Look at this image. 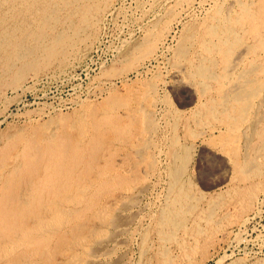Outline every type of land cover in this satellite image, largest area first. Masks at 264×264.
<instances>
[{
	"label": "rangeland",
	"instance_id": "rangeland-1",
	"mask_svg": "<svg viewBox=\"0 0 264 264\" xmlns=\"http://www.w3.org/2000/svg\"><path fill=\"white\" fill-rule=\"evenodd\" d=\"M245 1L252 3V8L259 5V0H103L102 8L91 15L92 22L84 39L75 37L65 53L48 58L35 50L39 59L36 68L30 64V56L12 61L13 69L0 79V164L6 163L7 177L14 163L19 165L25 161L18 154L31 146L35 134L55 133L60 138L64 134L72 135L74 142L83 133L85 146L89 147L84 152L93 147L104 149L107 130L112 138L118 136L114 127L119 126L115 117L122 112L120 102L128 100L129 105H136L146 98L144 95L160 97L157 109L161 125L152 136L147 135V141L127 151L119 148L118 143L112 144V148H117L113 166L118 169L126 162L123 172H129L130 182L113 195L100 198L99 189H102L94 180L93 188L85 192L86 201L95 196L99 198L91 214L104 202L116 209L119 196L124 198L125 212L131 219L123 224L127 226L124 229H128L123 240L116 235V226L102 225L99 220L89 221L90 215L83 213L73 225L61 228L58 236L71 237L81 224L88 223L86 246L100 264H264V134L257 136V131L252 129L255 107L251 109L250 120L242 127L244 130H239L243 157L246 149L250 156L248 172L243 173L247 178L241 172H234L236 158L229 153L225 139L229 132L222 138L216 137L219 134L193 136L214 120L196 115L195 111L203 109V103L210 104L213 97H219L216 95L218 81L211 76L202 78L198 67L209 65V74L225 72L222 55L209 49L217 41L209 30L214 23L211 16L220 6L234 12L239 3ZM53 30V34L58 33ZM250 43L251 40H246L245 45ZM34 45L36 43L30 40L29 48L23 51L34 49ZM20 67L25 69V74L16 79ZM3 69L1 59L0 70ZM182 76L186 81L180 86ZM234 84L231 82L229 89L235 88ZM258 96L264 98V94L256 95L253 103H258ZM176 110H180L182 119L174 116ZM195 118H199V122ZM176 121L180 134H186L183 141L189 149L186 152L189 156L177 162L168 155ZM104 164L102 158L93 165L88 157L79 158L78 163L71 162L70 171L53 180L57 187L54 190L67 187L69 193L75 194L90 178L98 176ZM168 165H175L184 173L178 178L171 176ZM12 183L6 188L7 196L15 190ZM235 187L241 189L240 192ZM4 194L0 191L1 228L14 216H17L15 223L20 217L13 209L16 200L3 198ZM48 197L50 194L46 192L45 198ZM85 206L78 203L74 207ZM114 212L115 216L119 215L117 209ZM39 213L50 216L46 200L32 205L28 220L35 219ZM33 243L37 246V241ZM79 250L83 251L84 246ZM61 253L41 255L36 264L61 262ZM83 257L90 259L89 255ZM6 262L0 258V264Z\"/></svg>",
	"mask_w": 264,
	"mask_h": 264
},
{
	"label": "bare ground",
	"instance_id": "bare-ground-1",
	"mask_svg": "<svg viewBox=\"0 0 264 264\" xmlns=\"http://www.w3.org/2000/svg\"><path fill=\"white\" fill-rule=\"evenodd\" d=\"M92 1H94V3H92ZM102 1L103 0H0V57L2 56V67L5 68V70H0V79L3 77L4 73L13 69L14 65H12V61L15 58L23 59V56H30V64L33 68H36L39 64V59L35 56V50H39L48 58H52L61 53H65L68 44H71V41L75 37L84 39L87 27L90 26L92 22L91 15L102 8ZM246 2L247 1L240 2L238 9H233L235 10L234 12H232L230 7V9H226L223 6L219 7V5H222L219 4V8L214 10L215 14L211 16L214 23L210 25L209 30L216 36L217 41H214L216 43L214 46H211L212 48H209V46L207 48L211 49L215 54L219 53L222 55V60L225 64V72L222 71L223 73L217 74L213 72L209 74L207 68L209 65H201L198 67V73L200 76H203L202 78L212 77L214 80L218 81L216 95H219V97H213L210 104L203 103V109L195 111L196 115L206 116L208 119H214L215 121L213 120L214 122L212 121V123L208 124L207 128L202 132L193 134L195 138L199 137L201 133L205 136L207 134L213 136L219 134L216 137L222 138L229 132L227 135L228 137H225V139L228 143L229 153L233 154L236 158V165L234 168L236 174H238L237 172H241V174L248 172L246 168L250 156H248L249 152L248 149H246V155L243 157V152L239 145L241 137L239 130L250 120V112L254 107L256 119L254 124L252 123V129L254 132L257 131V136L264 134V98L258 96V98L260 97L258 103H253L255 101H253V98L256 97V95L263 96L264 94L262 93L264 90V65L262 64V59H264V0H259V5L256 8H252V3ZM62 12L64 16H61ZM60 26H62V28H60ZM53 29L58 30V33L53 34L55 31ZM47 36H49V39H47ZM30 40L35 42L36 45H34V49L24 52L23 49L29 45ZM246 40H251L252 43L245 45ZM205 42L207 41L205 40ZM204 44L205 43H203V45ZM241 46H245V48ZM211 50H209V52ZM246 64L249 66L246 67ZM24 72L25 69L20 67L15 74V78H21L25 74ZM185 81L186 80H184L182 76L178 84L181 86ZM231 82L235 83V88L233 89H229V84ZM144 96L147 99L145 98L142 101L140 100V102H136V105H129L130 103H127L128 100L120 102L122 112L119 113L118 117H115L119 126H116L117 129L114 127V131H117L118 136L112 138L109 136V130H107L104 134L106 137V148L104 149L99 150L98 147H93L90 151L84 152L89 147L85 146L86 139H83L85 136L83 133H81V138L79 140L72 142V139H74L72 135L68 136L64 134L63 137L60 138L55 133L48 135L46 133L40 134V132L32 137L30 147L28 146L20 151L18 156L23 157L25 161L19 165L14 163L9 170L10 174L8 177L6 176V163L0 164V191L5 192L3 198L8 197L10 201L16 200L14 202L16 208L13 209H16L20 213L19 220L16 223L15 220L17 216H14L12 221L8 222L5 227H0V258L7 261L5 264H36L37 258L41 255H47L48 253L51 254V256H56L58 252H62L61 254L63 257L61 258V262L56 264H100L96 256L93 254L90 255L89 246H86V238L89 237V235H87L89 232L88 223L84 222L81 224L71 237L64 234L58 236L61 228L73 225L78 218L79 220L82 218V213L84 215H90L88 218L89 221L99 220L102 225L116 226L118 228L116 235L119 239L124 237L125 231H128V229L125 230L124 228L127 226L124 227L123 224L131 219V216L125 212L127 203L124 198L119 196L120 200L116 204L119 215L116 214L115 216L114 211L116 209H114L109 202H104L100 205L99 210L91 214V210L95 208L99 198L95 196L89 199V201H86L85 192L93 188L95 180V183H98V186L102 189V191L99 189V193L102 195L99 196L100 198L113 195L115 191L124 189L132 179L129 172H123L126 162L118 169L113 166L112 161L115 157L117 148H112V144L118 143L119 148L127 151L134 148L136 144L147 141V135H151L159 129L158 127L161 125L158 123L160 113L158 114L157 108L161 103L159 100L160 97L158 98L156 95H151L152 98L148 95ZM142 98L144 97L142 96ZM180 114V110L174 111L175 117L181 118ZM198 119L196 120L198 121ZM176 123L177 124L173 126L174 133L172 136L174 139L171 143L172 149L168 151V155H172L175 162L182 161V159L185 160L186 157L189 156H187L188 153L186 154L189 149L187 150V144L183 141L186 134H180L178 121H176ZM200 123L202 124L201 121ZM197 125L198 124H196V126ZM191 131L193 132V130ZM225 132L226 134L224 135ZM229 135L231 136L230 138ZM260 140L262 141V139ZM92 141L94 142V139ZM80 142H82V144ZM245 147L248 148V144ZM255 147L257 148V145ZM249 150L251 151V149ZM160 152L162 153V151ZM150 155L152 156V154ZM77 156L79 157L77 158ZM86 157L92 161L93 165L98 162L99 159L103 158L105 160L104 166L99 169L98 176L90 178V182L82 187L80 186L75 194L72 192L69 193L67 187H63L61 191L54 190L57 187L53 180L59 174L63 173L66 175L70 171L71 162H73V164L78 163L79 158L84 159ZM184 162L185 161H183V163ZM176 167L175 165H168L167 169L169 175L178 178L180 174L184 172L179 168L176 169ZM255 174H257V172H255ZM248 175L250 177V174ZM11 176L13 178H11ZM243 176L245 175L243 174ZM10 183L14 185L15 190L11 195L7 196L6 188ZM237 188L238 187H235V190L240 192L241 189L239 190ZM46 192L50 194V198H45ZM32 194H34V196H32ZM27 195H31L32 198H26ZM61 198L64 200L62 201ZM45 200L50 206V216L46 217L39 213L35 219L28 220L32 205L42 204ZM78 203H84L86 206L82 209L74 207ZM138 214L140 213L138 212ZM118 237L116 239H118ZM35 241H37V246H35L36 243H33ZM53 241L55 245H51ZM63 243H65L64 250L61 251L63 248L61 245ZM40 244H43L44 247L42 248ZM81 246H84L83 251L79 250ZM30 250L31 252L26 256L27 258H25V254ZM84 255H89L90 259L85 260L83 257Z\"/></svg>",
	"mask_w": 264,
	"mask_h": 264
}]
</instances>
